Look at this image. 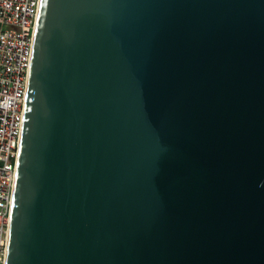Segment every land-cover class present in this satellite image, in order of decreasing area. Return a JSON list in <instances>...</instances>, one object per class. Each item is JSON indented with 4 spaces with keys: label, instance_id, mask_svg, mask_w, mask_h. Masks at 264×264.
Segmentation results:
<instances>
[{
    "label": "water",
    "instance_id": "1",
    "mask_svg": "<svg viewBox=\"0 0 264 264\" xmlns=\"http://www.w3.org/2000/svg\"><path fill=\"white\" fill-rule=\"evenodd\" d=\"M7 264H264V0H41Z\"/></svg>",
    "mask_w": 264,
    "mask_h": 264
},
{
    "label": "built area",
    "instance_id": "2",
    "mask_svg": "<svg viewBox=\"0 0 264 264\" xmlns=\"http://www.w3.org/2000/svg\"><path fill=\"white\" fill-rule=\"evenodd\" d=\"M41 0H0V264H7Z\"/></svg>",
    "mask_w": 264,
    "mask_h": 264
}]
</instances>
